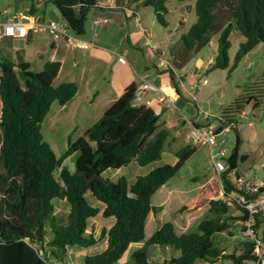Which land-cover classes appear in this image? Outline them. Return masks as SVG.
<instances>
[{"label": "trees", "instance_id": "1", "mask_svg": "<svg viewBox=\"0 0 264 264\" xmlns=\"http://www.w3.org/2000/svg\"><path fill=\"white\" fill-rule=\"evenodd\" d=\"M31 1L30 14L35 13L36 5L42 2L58 9L68 31L75 37L85 33L88 14L98 7V0ZM127 1L152 8L156 22L163 27L167 25L165 15L169 0ZM194 11L195 23L169 48L175 71H182L202 49L209 48L213 60L206 75L227 69L230 76L244 56L264 43V0H196ZM236 31L243 40L231 63L229 37ZM215 38L216 49L212 45ZM61 68V62L48 60L39 72H32L19 58L17 62L7 58L0 60V159L5 180L9 182V198L0 203V264H67L71 249L90 248L104 239L106 249L97 255H84L81 264H126L121 260L129 247L144 242L153 196L178 173L194 154L196 146L186 144L177 149L175 165H163L137 176L131 185L125 177L116 182L106 177L108 170H118L132 162L145 167L159 161L171 136V130L159 124L156 112L133 104L137 84L132 83L83 137L74 142L70 140L64 154L57 157L44 141L41 125L53 103L66 105L79 89L75 81L57 87L52 85L60 76ZM174 70L163 74L169 75L179 95ZM263 83L264 76L257 94L252 90L233 104L235 112H232L233 107L227 109L225 123L219 126L217 133L226 124L237 123L243 103L250 104L252 100L254 107L261 105ZM234 130L237 135V129ZM240 145L237 135L233 153L227 160L231 168H236L238 161L246 160L244 156L239 158ZM73 154H76L75 171L70 173L63 163ZM58 171L59 181L54 175ZM222 181L223 191L218 176L214 175L193 196L190 205L176 211V219L163 222L143 247L133 253L134 264H214L224 260L243 264L255 260L254 240L236 242L234 247L239 253L229 255L212 241L214 234L230 230L231 222L248 218V211L243 208H240L243 216L224 218L231 204L222 197L235 188L225 177ZM88 192L104 204L102 217L115 219L108 230H101L99 238L94 234L93 220L100 208L87 202L85 194ZM260 193L264 194V189ZM60 202L69 207L64 226L57 224L55 216V207ZM206 211L214 217L204 219ZM191 221H195V230L189 232L185 227ZM253 228L256 239L264 246V211L254 215ZM151 246L173 248L180 256L163 263L151 262L147 256Z\"/></svg>", "mask_w": 264, "mask_h": 264}, {"label": "rangeland", "instance_id": "2", "mask_svg": "<svg viewBox=\"0 0 264 264\" xmlns=\"http://www.w3.org/2000/svg\"><path fill=\"white\" fill-rule=\"evenodd\" d=\"M101 1V0H100ZM106 1V0H102ZM195 1L196 0H188L185 2H179L176 0H169L167 2V8L168 13L165 15V22L166 26H160L155 19L154 12L152 8L145 7L143 5H138L140 8L142 24H146V31L149 32L148 39L152 41L150 44L153 46H158L159 49L164 50L166 53L163 56V58L169 59V48L170 46L179 41L182 33H185L189 30L191 25L195 23L196 16H195ZM24 2L26 3L27 0H0V16L2 15L3 11H7L9 13L8 16L13 17L17 13L22 14L25 10L23 9ZM42 2V1H40ZM45 7V13L42 15L45 16V18L49 21L54 17V15L59 20H54L56 23H62L63 20L61 18V15L54 6L50 4L43 3L41 4ZM53 16V17H52ZM89 18L86 21V28L89 27ZM131 25L130 30L134 31V35L137 30L134 26V23H129ZM143 27V26H142ZM126 33V34H125ZM121 35L127 36V31L121 33V30H116L114 33V36L112 39H115L116 42H120ZM140 35L143 37V32L140 33ZM133 38V35H132ZM231 47L228 51V56L230 58V62L232 63L234 60V57L237 53V51L240 48V43L242 42L243 38L242 35L239 32H233L231 33L230 37ZM136 40V39H135ZM134 41V38L132 40H126L124 39L123 46H127V42L131 43ZM14 39L8 38V39H2L0 41V60L3 58L12 59L17 62V54L14 50ZM214 45H217L216 38L212 41ZM149 46V47H150ZM128 48V46H127ZM138 49V48H137ZM142 53L139 51L135 52L137 54V61L138 62H149V71L150 74L153 75L155 73L158 59H155L154 57H149L147 48H142ZM78 53L81 55L83 53H86L85 50H78ZM135 54V55H136ZM145 56V58H144ZM212 56L213 53L210 51L209 48L202 49L201 53L195 57L191 63L189 64V68H191L192 73H194L193 68L194 65H198L199 62L202 63V66H200V69H203L204 67H211L212 62ZM88 57V56H87ZM154 58V59H152ZM89 58L87 61H81V62H89ZM93 62H100V61H93ZM122 62V61H121ZM31 66L29 68L32 72H39L41 70L40 67L34 66L33 61L30 60ZM72 61L70 58H68L67 62L64 65V73L58 77L54 82L53 86L57 87L61 83L66 82H76L74 77H82L83 80L82 83L87 79L91 82V78L98 79L97 83H94L93 81L89 85H95V88L91 90L90 86L87 89H84V87H80V90L77 96L71 101V103H67L64 106L59 105L57 102L53 103L49 113L47 114L46 118L42 122L41 125V132L44 138V141L47 142L52 150L54 151L55 155L57 157H61L64 152L67 150L69 146V141L71 142L76 141L78 138L83 137L85 132L93 126L105 113V111L110 106V100L106 99V97L102 96L100 98H97L96 95V89L101 88L105 85V82L109 81L111 68L104 64H97L95 68L97 71H93L94 73H91L90 79H88V75L85 72L84 75H81L80 70L75 69L71 67ZM200 63V64H201ZM85 67H88V64L82 63ZM134 66V64H133ZM81 67V66H80ZM135 67V66H134ZM137 67V66H136ZM135 67V68H136ZM209 67V68H210ZM142 67H138L140 69V75L144 73L141 69ZM89 70V68H87ZM201 74V73H200ZM264 76V43H260L252 52L247 54L243 57L241 62L239 63L236 70H234L230 76H228L227 69L223 70H214L210 71L207 75H200L199 78H202L200 81L205 79L208 83L206 86H202V90L198 92V87H195L191 91V96L186 94V100H184L181 105V113L188 121H191V118L196 117L197 122H203V111H208V113L212 116L216 117H227L226 111L230 107L232 108V112H235V105L236 101H239L246 95L252 91L254 94H257L258 91L261 89V82L262 78ZM104 79V80H102ZM260 83V85H259ZM264 86V83H263ZM102 91L103 89H98ZM263 94H261L259 98L261 101V105L254 107V103L251 101L250 104L243 103L242 107L240 108V113H243V119H239L237 123H235V128L237 130V135L241 140V152L243 155L247 157V159L241 163L238 161L237 167L242 173V175L248 174L249 177H255L254 180H260L264 182V168L261 167L260 169H255L254 164L258 163L260 166L264 164V90H262ZM100 94H104L105 96H108L107 93L100 92ZM193 95H196L195 100L192 98ZM148 98L155 100V96L148 95ZM244 102V101H243ZM197 104L195 106L194 104ZM189 106V107H187ZM155 111V108L152 107ZM169 112V110L167 111ZM159 124H165L167 122V116L165 114H159ZM234 114V113H233ZM229 115V114H228ZM235 118H237V115H235ZM212 119V118H211ZM182 121H180L178 124L182 127ZM218 121V120H217ZM217 124V123H216ZM219 124V121H218ZM234 124V123H233ZM250 124V125H249ZM167 126H170V123L167 122ZM190 129L189 125L185 126V130ZM224 135L218 138L219 140H224V148L226 149L227 155L232 153L235 147L236 143V132L234 128L232 127H224ZM172 135L166 142L162 157L159 161H156V163L147 165L145 167L138 166L135 162L130 163L129 166H126L125 168H122L121 174H116L115 170H108L105 173L106 177H110L111 179H114L115 177H125L129 183V185L133 184L137 176H143L151 171L163 166V165H174L175 159L174 157L169 156V152L171 147L174 149H179L182 142L178 140L176 144H173L171 141ZM1 142H2V134L0 132V156H1ZM170 155H173L172 153ZM75 158L76 154H73L69 157H67L63 163V166H65L70 173H73L75 171ZM264 166V165H263ZM0 168H1V159H0ZM212 169L210 165L209 160V148L205 144H199L196 146V151L194 154L186 161V163L180 168L178 173L172 177L165 185L164 190L167 193V198L165 199L166 203L168 204V210L169 213L167 214V218L164 217V219H176V211L179 206L182 205H188L189 200L193 198V196L199 191L202 185L205 184L208 178L211 177ZM55 178L59 181V171L56 172ZM116 175V176H115ZM61 182V181H60ZM10 193H12L10 191ZM157 193V192H156ZM8 197V195H6ZM85 198L87 202L90 205H96V207H100L102 203L98 202L90 192L85 194ZM158 197H156L155 200H157ZM4 200H7L4 199ZM231 204V211L233 208L238 209V206H236L233 202L228 201ZM3 203V202H2ZM59 204H66V203H58ZM67 205V204H66ZM167 209V208H166ZM63 212L55 213L56 221L58 225L64 226L66 225V217ZM171 211V212H170ZM174 211V212H172ZM58 212V211H56ZM157 212H154V215L152 214L150 216V219H154L156 217ZM211 215V213H209ZM228 214V213H227ZM225 215V217H229L230 215ZM6 217H9L6 214ZM102 215L98 216L96 219L97 224L100 225ZM204 219H208L207 217L203 216ZM148 220V219H147ZM153 221H156L154 219ZM159 223H162V219L159 217ZM194 222L191 221L190 225L187 227V231L192 232L194 229ZM193 224V226H192ZM154 227H157L156 224H152L151 222L147 223L146 227V235L149 237L150 233L154 231ZM96 229V226H95ZM94 229V230H95ZM191 229V230H190ZM243 234V233H242ZM241 233L237 232L238 240L244 241L249 240L251 237H245L242 236ZM226 235V232L220 233V234H214L212 237V241L215 244H218L221 248H224L227 250L228 245L224 238L222 236ZM50 237V233L48 232L47 238ZM103 241V240H101ZM99 241L96 243V245L92 246V248H82L78 249L76 248V252L71 254L69 253V261L72 264H81V258L85 254L90 255H97L101 253V249L98 247ZM144 244V243H143ZM143 244H141L139 247H136L135 244H132L129 249L126 251L125 255L123 256V263L126 264H134V261L132 259L133 253L135 251L141 249L143 247ZM232 246V244H231ZM154 246H151L147 249V256L149 258V261L161 263L158 259L162 260L165 248L168 250V252L171 251V253L178 257L180 256V253L178 251H175L173 248L165 247V248H157L153 249ZM71 259V260H70ZM154 260V261H153ZM208 264V263H206Z\"/></svg>", "mask_w": 264, "mask_h": 264}, {"label": "crops", "instance_id": "3", "mask_svg": "<svg viewBox=\"0 0 264 264\" xmlns=\"http://www.w3.org/2000/svg\"><path fill=\"white\" fill-rule=\"evenodd\" d=\"M107 1L108 0H106V1L98 0V2H103V3L107 2ZM113 2H114V7L110 8V11H106L105 8H100L98 6L97 8H95L89 12V14H88V18L90 20L89 21V27L86 28V31L83 35L75 37L72 34V36L75 39L85 43L86 47L84 49H80V48H77L75 45L71 44L70 42H68L66 39L54 40L52 35L45 28H42L41 25L47 24L49 22H55L54 20H59V19L54 15V17L52 16L53 18L48 21L45 18V16L42 15L43 13H45L46 9L41 4H38V6L36 8L37 10L35 13L30 14V8H31V5L33 2L31 0H27V2L26 3L24 2V5H23V9L25 11L22 14H19V13L16 14V15H20L22 18V21L26 23V35L23 38H12L15 41L14 42V50L17 54V58H19V62L27 63L29 65V68H30V66H31L30 60H32L34 66H38L41 69H42L43 63L48 61V60L54 61V62H61L62 68H61L60 76L64 73V65L67 62L68 58H70V60L72 61L71 67L80 70L81 75H84L85 72L87 73V75H88V73L91 75V73H94L93 71H97V69L95 68V66L97 64H104V65L108 66V68L109 67L111 68V72H110L111 74L109 77L110 80L108 82L107 81L105 82V80L102 79V80H104L105 85L101 88H97L95 91H96L97 98H100L102 96L106 97V99L110 100V106H111L115 101H117V99L123 94L125 89L130 84H132V83L138 84V76H140V71H139L140 69H138V67L139 68L142 67L141 69L143 72H149L150 73V71H149L150 63L145 62V61L142 63L138 62L137 61L138 57H137V54L135 52L140 50V52L142 53L141 49L144 47L147 48V50H148L149 47L147 44L152 43V41L150 39H148V37H147V35H149V32H147L145 29L146 24L145 23L142 24V20H143L141 18L142 12L140 13V8L138 7L139 4H132V3H129L127 0H113ZM97 18H106V19H108V23L94 28L92 25V22H93V20H95ZM135 18L139 19V25L136 24ZM4 22H5V17L1 15L0 16V41L2 39L11 38V37L5 36L3 34L2 23H4ZM131 22H133L135 28L137 30H139L138 32H136L135 35H134L135 32L130 30L131 25L129 23H131ZM116 30H121V33L127 31V36L121 35L120 42H116L115 39H112ZM142 32H143V37L140 35V33H142ZM69 34L71 35L70 32H69ZM132 35H133L134 41L129 43L130 40L133 39ZM124 39L129 40V42H127L128 48H127V46L122 47ZM212 45H213V48L216 49L217 45H214L213 43H212ZM150 47L153 48L154 51L161 50L158 48V46L151 45ZM79 49L85 50L86 53H83L80 55L78 53ZM147 53H148L149 57H154L153 55L150 54L149 51H147L146 54ZM122 56H125V59H122ZM157 57H154V58L158 59ZM88 58L90 60L89 62H81V61H87ZM144 58H145V56H144ZM154 58H152V59H154ZM93 61H100V62H93ZM82 63L88 64L87 65L88 67H85L84 65H82ZM200 63L201 62H199L198 65H194V68H193L194 73H192L191 68H189V65L186 68H184L182 71H179V72L177 71L176 75L182 76V78L179 79L181 81L176 80V82L178 84L179 91H180L179 95H177L176 87L172 84V81H171L169 75L163 74V78L160 80V83H161L160 85H162V89L164 91H165V89L172 91V92H170L172 94H169V95L172 96V98H174L175 105L179 109L178 112H173L170 110H169V112H167L168 110L162 108V106L159 105L156 102V100H153V104H152V107L155 108V111L153 108H151L154 112L159 113V114H165L167 116V122L170 123V126L166 125L167 122H165V124H161V125H164L169 130H171V135H172L171 141L173 142V144H176V142L178 140H180L182 142V144L179 148H181L187 144L184 138L188 134V132L191 130V127H192L191 122L192 123L194 122L198 126V125H206V124L216 125V121H217L215 119L216 118L215 115L214 116L210 115V117H207V118L203 117V119H204L203 122H197L196 117L191 118L190 119L191 121H188L187 119H183V121H182V118H185V116H183V114L181 113L180 103H182L184 100H186V94L191 96V91L193 89H195V87H198L197 85L199 84L200 80L202 79V78H199L200 75L201 74L203 76L206 75V73L210 69L209 68L210 66L209 67L206 66L203 69H200V66H202V63L201 64ZM133 64L135 67L136 66L137 67L135 68L133 66ZM87 68H89V70ZM90 75H88V77H89L88 79L91 78ZM93 77L91 78V82L93 81L94 83H97L98 79H94ZM74 79L76 80V83L78 84L79 90H80V87H82V88L84 87V89H86V88L88 89L90 86L91 90L93 88H95V85H89V84H91V82L88 81L87 79H85V81L83 83H82V81H80V80H83L82 77H74ZM203 80H205V79H203ZM206 85H208V83ZM206 85H204V86H206ZM98 89H103V90L100 91ZM202 89H203L202 87L200 89H198V92ZM79 90L77 91V93L79 92ZM100 92L107 93L108 96H105L104 94H100ZM77 95L78 94H76L75 96H77ZM73 99L71 101H73ZM71 101L69 103H71ZM195 102L197 103V101H195ZM196 103L194 104L195 106H197ZM187 107H189V106H187ZM180 121H182V127H181V125L178 124ZM186 125H189L190 129L185 130ZM172 147L170 149L169 156L174 157V159H175L174 165H175L177 163V158L174 156V153L178 148L174 149ZM240 152H241V146H240V151H239V158L241 156H244L247 159V157ZM171 153L173 155H170ZM232 153H233V151H232ZM232 153H230V155ZM154 163H156V162H154ZM154 163H152V164H154ZM254 165H255L254 166L255 169H260L261 167L264 168V166H263L264 164H262V166H260L258 163L254 164ZM211 169H212L211 177L208 178L207 181L210 180L214 175H216L212 167H211ZM122 171H123L122 168L115 170L116 174L117 173L121 174ZM245 175L248 177V174H245ZM254 178L249 177L250 180H252V179L254 180ZM118 179H117V177H115L114 179H111V180L116 182ZM8 183L9 182H7L5 180L4 172H3V169L1 167L0 168V203L6 202V200H4V199L7 198V200H8V198H9V193H8L9 191L7 190L8 189ZM163 187L160 188L157 191V193L153 196V200H152L153 210L150 212V214L148 216V220H147V223L149 221V223L151 222L152 224H156L157 227H154L155 229L152 233H150L149 237H147L146 229H145L144 242L147 241L151 237V235L157 230V228H159V226L163 222L168 220V219H164V217L167 216L166 213H169V210H168V204L165 201V199H168L166 197L167 193ZM202 187H203V185L201 186V188ZM6 195H8V197H6ZM156 197H158L157 200H155ZM191 201H192V199L189 200L188 205L191 204ZM60 203H64V202H60ZM104 207H105L104 204H101V206L99 207L100 212H99L98 216L102 215V211L104 210ZM179 208H180V206L177 209H175L174 211H177ZM63 210H65L64 215L67 218L68 210H69L68 205H66V204H59V206L56 205L55 213L63 212ZM56 211H58V212H56ZM174 211H172V212H174ZM154 212H157L156 217H154V219H156V221H153L154 219H152V220L150 219V216L152 214L154 215ZM203 215L205 217H207L208 219L214 217L213 215L208 214L207 211ZM227 215H230L231 217H239L241 215V212L239 210L233 208V210L232 211L230 210ZM159 217L162 219V223H159ZM96 218H94V220H93V222L96 225V229L94 230V234H95L96 238H98L101 230L103 228L108 230L115 223V219L113 217H109V218L101 217L102 220L100 222V225H98L97 220H99L100 218L99 219H96ZM193 222H195V221H193ZM147 223H146V227H147ZM190 223L191 222H188V224L186 225V227H185L186 230H187V227L190 225ZM193 224H192V226H193ZM231 226L232 227L230 228V230H228L226 232V235L222 236L224 238V240L226 241V243L228 244V245H226L227 246L226 247L227 248L226 254H228V255L239 253V251H237V248L234 247V244L238 240L237 232L242 234V228L239 225L238 221L231 222ZM242 236H244V235L242 234ZM244 241H246V240H244ZM144 242L138 243L135 245H136V247H139ZM231 244H232V246H231ZM98 245H99L98 247L101 249V252H103L107 247L106 239L101 241ZM90 248H92V247H90ZM90 248H88V249H90ZM157 248H160V247L159 246L153 247L154 250ZM166 249L167 248H165L163 257H159V258H162V260L158 259L161 263H163L164 261H170L171 259L179 257V256L175 257L171 253V251L168 252V250H166ZM75 250H76V248H73L70 250L69 253H71V254L79 253V252H76ZM87 255H90V254H87ZM69 258H70V256H69ZM81 263H82V258H81ZM121 263H123L122 260H121ZM198 264H206V263H198ZM214 264H231V262L229 260H224L222 262H217Z\"/></svg>", "mask_w": 264, "mask_h": 264}, {"label": "built area", "instance_id": "4", "mask_svg": "<svg viewBox=\"0 0 264 264\" xmlns=\"http://www.w3.org/2000/svg\"><path fill=\"white\" fill-rule=\"evenodd\" d=\"M36 1L40 2L42 0ZM37 6L38 4L36 7ZM97 6L105 8L106 11H110V8L114 7V2L113 0H108L105 3L98 2ZM8 15L9 13L6 10L3 11L2 16L5 17V22L2 23L3 34L11 38H23L26 35V23L22 21L20 15H15L13 17ZM136 22L139 24L137 19ZM106 23H108V19L97 18L93 20L92 25L96 28ZM41 27L45 28L52 35L54 40L66 39L77 48L84 49L86 47L85 43L78 41L69 34L67 24L64 22H49L41 25ZM147 45L149 47L150 43ZM148 51L154 57L158 56V64L154 75H151L149 72H144L142 75L138 76V84L134 92L133 104L137 107L152 108L153 100L148 98V95H152L155 96L156 102L161 105L162 108L178 112L179 109L175 105L174 98L162 89V85L156 86L154 83L155 80L158 79L160 81L163 78L164 71L174 70L172 58L169 55V59L165 60L163 58L166 53L164 50L154 51L153 48L149 47ZM122 59H125V56H122ZM176 73L177 71L174 70L175 80L181 81L179 79L182 78V76H178ZM206 84V80L200 81L197 85L198 89ZM195 97V95L192 96L196 101ZM203 117H210V114L207 111H203ZM238 117L243 119V113L239 114ZM215 119L219 121V124L218 121H216V125L206 124L196 126L194 122H191V130L184 139L189 145L197 146L199 144H205L208 146L210 165L219 178L222 191L224 189L223 177L235 188L233 191L226 193L222 199L234 202L248 211V218L246 220H240L238 223L245 237H251L250 240L256 242L257 252L255 260L243 264H264V246L256 239L253 228L254 215L264 211V194L260 193V190L264 189V182L260 180H250L246 175H242L237 167L231 168L230 164L227 162L231 155H227L226 153V149L224 148L225 141L223 139L218 141V138L224 135V128L220 133H217V129L222 123H225V119L222 117H216ZM226 126L235 128V124H226L224 127ZM241 216H243L242 213ZM67 264L72 263L68 262Z\"/></svg>", "mask_w": 264, "mask_h": 264}, {"label": "clouds", "instance_id": "5", "mask_svg": "<svg viewBox=\"0 0 264 264\" xmlns=\"http://www.w3.org/2000/svg\"><path fill=\"white\" fill-rule=\"evenodd\" d=\"M136 19L139 21V19L138 18H135V21H136ZM136 24H137V22H136ZM137 25H139V24H137ZM196 125V124H195ZM197 126V125H196ZM237 167V166H236ZM238 168V167H237ZM234 203V202H233ZM235 204V203H234ZM236 205V204H235ZM236 206H238V205H236ZM241 207L240 206H238V209L237 210H239L240 212H241V209H240ZM232 209V208H231ZM236 209V208H235ZM241 216V215H240ZM239 222V221H238ZM99 238V237H98ZM231 264H233V263H231Z\"/></svg>", "mask_w": 264, "mask_h": 264}, {"label": "water", "instance_id": "6", "mask_svg": "<svg viewBox=\"0 0 264 264\" xmlns=\"http://www.w3.org/2000/svg\"><path fill=\"white\" fill-rule=\"evenodd\" d=\"M154 83H155V85H156V86H159V85H160V81H159L158 79H157V80H155V82H154Z\"/></svg>", "mask_w": 264, "mask_h": 264}, {"label": "bare ground", "instance_id": "7", "mask_svg": "<svg viewBox=\"0 0 264 264\" xmlns=\"http://www.w3.org/2000/svg\"><path fill=\"white\" fill-rule=\"evenodd\" d=\"M165 91L168 92V94H172V93H170V92H172V91H170V90H168V89H165Z\"/></svg>", "mask_w": 264, "mask_h": 264}]
</instances>
